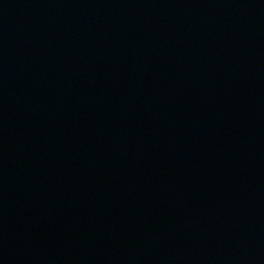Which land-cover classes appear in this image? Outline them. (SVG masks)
I'll return each mask as SVG.
<instances>
[{
	"label": "water",
	"instance_id": "1",
	"mask_svg": "<svg viewBox=\"0 0 264 264\" xmlns=\"http://www.w3.org/2000/svg\"><path fill=\"white\" fill-rule=\"evenodd\" d=\"M0 264H264V0H0Z\"/></svg>",
	"mask_w": 264,
	"mask_h": 264
}]
</instances>
